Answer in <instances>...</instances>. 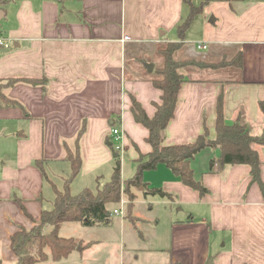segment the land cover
Here are the masks:
<instances>
[{"label":"crops","instance_id":"crops-1","mask_svg":"<svg viewBox=\"0 0 264 264\" xmlns=\"http://www.w3.org/2000/svg\"><path fill=\"white\" fill-rule=\"evenodd\" d=\"M191 1L197 6L201 0ZM185 5L186 0H14L0 5V36L9 41L0 44V81L46 79L44 88L23 81L3 88L22 107L0 108V264L16 263L11 235L30 229L42 210L52 207L54 187L61 190L71 173L68 151L78 149L81 157L69 185L71 192L74 183L75 194L110 177L115 158L121 161L112 128L119 129L122 154L133 165L152 149L148 129L131 112V96L153 116L162 93L151 80L163 63L159 50L180 41L175 28L186 17ZM205 9L203 40L196 47L214 46L216 52L200 60H230L241 51L242 64L181 69L185 80L165 129V146L191 143L205 130L213 136L220 94L227 122L239 120L255 137L264 130L259 107L264 100V0L211 1ZM210 15L213 22L207 20ZM181 42L175 53L195 59L192 51L183 52L184 38ZM228 48L229 57L220 51ZM146 63L153 64L152 71ZM253 148L264 183V145ZM219 154L217 147H206L189 162L194 178L207 189L203 195L164 164L143 172L148 187L161 188L174 200L150 199L156 195L134 189L128 250H166L168 264H264V192L251 182L248 165L221 166ZM141 201L149 204L143 214L134 207Z\"/></svg>","mask_w":264,"mask_h":264},{"label":"trees","instance_id":"trees-1","mask_svg":"<svg viewBox=\"0 0 264 264\" xmlns=\"http://www.w3.org/2000/svg\"><path fill=\"white\" fill-rule=\"evenodd\" d=\"M14 0H0V5L5 6ZM211 1L232 2L236 0H201L194 6L191 0H186L190 6V14L176 26L177 37L180 41H169L160 48L159 53L163 57V63L155 68L151 78L155 87L161 90V101L155 103V112L149 117L141 104L131 96V112L136 122L141 123L148 129L146 137L151 145V150L146 154H141L136 160L135 174L125 180L121 179V162L119 157L115 158L114 166L109 180L96 189L83 188L78 193L69 191V184L78 174L81 157L78 149L75 153L68 151L67 160L71 165V173L64 180L62 190L54 187L55 197L50 209H43L40 220L30 229L20 228L15 231L10 238V247L17 260L15 264H37L39 262L52 259L58 261L67 257L76 247L84 249L93 242L82 243L75 241L73 237H64L59 234V229L63 222L78 221L84 226L108 225L111 221V205L120 202L125 196L127 202V216L133 221L131 211L133 201L137 195L134 189L142 188L145 195H159L161 197L174 200V196L163 191L161 188L148 187L143 181V172L156 168L158 164L166 165L185 185L197 190L200 195L207 192V189L193 176L190 167V160L196 153L206 147H217L220 151L218 162L221 166L233 164H246L250 167L251 182H256L264 192V183L260 178V157L253 144L264 145V130L260 137L251 134L250 129L239 120L227 122L223 114V98L219 95L216 104L215 134L211 136L207 130L198 135L195 141L185 144L162 145L165 129L169 120L174 115L177 102V93L181 83L185 80L181 69L188 67L199 68H220L225 66L241 67L242 52L238 51L230 60H222L216 63H209L194 58L179 60L174 55L181 46L185 32L192 23V18L196 13L203 11L205 5ZM23 81L32 85H46V79L33 78H9L0 81V108L8 106L22 105L15 99L8 97L3 88ZM259 107L264 114V100L259 102ZM83 128L78 132L75 139L76 145L80 139ZM114 151L117 150L114 147ZM41 167L40 161H35ZM99 183V180H98ZM97 183V184H98ZM22 206L20 198H16ZM27 214V213H26ZM49 249V252L46 250Z\"/></svg>","mask_w":264,"mask_h":264},{"label":"rangeland","instance_id":"rangeland-1","mask_svg":"<svg viewBox=\"0 0 264 264\" xmlns=\"http://www.w3.org/2000/svg\"><path fill=\"white\" fill-rule=\"evenodd\" d=\"M199 1V0H198ZM186 16L190 14V6L185 5ZM208 9H205V12L196 13L192 18V23L188 30L184 35V51L187 50L192 51L187 52L190 53L192 57L195 59H206L207 53L210 50L215 51L214 46H208L204 49H198L196 44L198 41L203 40V32H204V16L207 15ZM212 15L208 17V22ZM147 48V47H146ZM231 48L221 49L220 51H224L226 56L229 57V52ZM133 49L129 47L127 55L128 59L131 60ZM216 52V51H215ZM182 53H175V57L179 58V60H187L183 59ZM159 57V55H157ZM154 59H156L154 57ZM217 59V58H216ZM204 61V60H203ZM195 68V67H193ZM120 152V151H118ZM123 152L119 153L121 157V179L125 180L132 177L136 172V163L130 161L126 158ZM134 167V169H133ZM109 175L105 178V180H101L99 184H95L93 189H96L98 186L102 187L106 182V179H109ZM144 181V179H143ZM70 185V184H69ZM62 190V189H61ZM71 193L76 191L77 188L74 183L71 185ZM70 191V186H69ZM123 195V194H122ZM155 196V195H154ZM160 196L156 195V198H152L149 196L148 198L158 200ZM140 198H144L143 194H140ZM141 199V200H142ZM121 200H124V203H121ZM120 202L116 204L117 209L121 208L123 213L125 214H112L111 215V223L103 226V225H95V226H84L78 221H66L63 222L61 228L59 229V234L65 237H73L76 240L82 239L83 241H91L96 240L99 242H95V244L82 253L73 250L70 255L65 258H61L58 261H53L52 259H48L45 262H39L38 264H168V253L166 250H147V248L138 251L136 254L128 250V243L131 238V230H133L132 221L129 216H127V200L125 196L121 198ZM148 202L141 201L139 203L134 204V207L139 213H145V209L148 206ZM157 210H159L160 206L153 204ZM133 211V206H132ZM176 210V208H175ZM122 226V227H121ZM123 228V229H121ZM163 228V227H162ZM164 229V228H163ZM135 232H137L135 230ZM121 233V234H119ZM165 239V236H162ZM162 245V242L159 244ZM49 252V249H46ZM134 255V256H133ZM136 256V257H135Z\"/></svg>","mask_w":264,"mask_h":264},{"label":"built area","instance_id":"built-area-1","mask_svg":"<svg viewBox=\"0 0 264 264\" xmlns=\"http://www.w3.org/2000/svg\"><path fill=\"white\" fill-rule=\"evenodd\" d=\"M124 39H128L127 36H124ZM9 41L7 39H4L3 37L0 36V44H3V45H7ZM198 47L199 48H205V44H201V43H198ZM112 134L114 135V139H115V142L116 144L114 145L115 149L117 151H120V152H123V144L119 141L121 139V134L119 132V129L118 128H112L111 130ZM119 141V143L117 142ZM123 202V200H121V203ZM113 213L114 214H123V211L121 209H114L113 210Z\"/></svg>","mask_w":264,"mask_h":264},{"label":"water","instance_id":"water-1","mask_svg":"<svg viewBox=\"0 0 264 264\" xmlns=\"http://www.w3.org/2000/svg\"><path fill=\"white\" fill-rule=\"evenodd\" d=\"M210 22H213L214 21V18L213 16H211ZM146 67H147V70L148 71H152V68H153V64L152 63H146ZM117 154L115 153L114 156H116ZM78 249H80V247H78ZM210 261V260H209ZM209 264V263H208Z\"/></svg>","mask_w":264,"mask_h":264},{"label":"bare ground","instance_id":"bare-ground-1","mask_svg":"<svg viewBox=\"0 0 264 264\" xmlns=\"http://www.w3.org/2000/svg\"><path fill=\"white\" fill-rule=\"evenodd\" d=\"M118 152V151H117ZM119 153H121V152H119ZM119 210V209H118ZM112 213H113V211H112Z\"/></svg>","mask_w":264,"mask_h":264}]
</instances>
